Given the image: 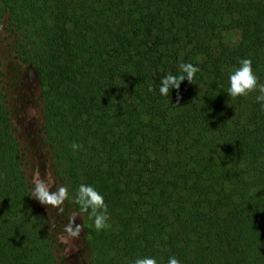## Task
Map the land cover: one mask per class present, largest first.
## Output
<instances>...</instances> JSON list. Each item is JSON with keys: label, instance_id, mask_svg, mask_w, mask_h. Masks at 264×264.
Returning <instances> with one entry per match:
<instances>
[{"label": "trees", "instance_id": "obj_1", "mask_svg": "<svg viewBox=\"0 0 264 264\" xmlns=\"http://www.w3.org/2000/svg\"><path fill=\"white\" fill-rule=\"evenodd\" d=\"M241 59L264 84V0H0V264H68L81 184L109 217L85 264H264V110L225 93ZM183 63L194 84L160 96ZM41 163L63 212L30 196Z\"/></svg>", "mask_w": 264, "mask_h": 264}, {"label": "clouds", "instance_id": "obj_2", "mask_svg": "<svg viewBox=\"0 0 264 264\" xmlns=\"http://www.w3.org/2000/svg\"><path fill=\"white\" fill-rule=\"evenodd\" d=\"M238 67L229 71L228 88L226 94L229 97L237 98L247 96L250 92L256 91V102L264 110V84L259 82L258 76L253 71L252 61L250 59H241L238 61ZM199 68L191 63H183L179 66V74L168 73L164 75L159 83V95L167 97L172 90L179 92L181 83L187 81L193 83ZM194 84V83H193ZM152 89H150L151 91ZM73 151H79L82 145L73 143ZM42 205H50L63 212L62 205L69 199V190L65 186L58 187L51 191L49 186L40 179L33 180V189L30 195ZM75 203L79 206L81 213H87L93 219L94 227L100 231L106 227L108 217V206L104 197L91 185L81 184L75 193ZM82 228L80 224H75V216L66 225L65 231L72 237H78ZM132 264H157L153 257H137ZM168 264H179L175 257H169Z\"/></svg>", "mask_w": 264, "mask_h": 264}, {"label": "rangeland", "instance_id": "obj_3", "mask_svg": "<svg viewBox=\"0 0 264 264\" xmlns=\"http://www.w3.org/2000/svg\"><path fill=\"white\" fill-rule=\"evenodd\" d=\"M228 41L231 43H234L235 41V36L233 34L229 35L227 37ZM225 52L223 51V54ZM35 111L32 109H28L26 112L25 116L22 118L23 121H21V125L23 129L30 130L32 127L33 123L35 122ZM36 139H33L31 141V145L35 146L36 145ZM34 159V157H33ZM37 160V158H35ZM37 165V163H35ZM39 166V164H38ZM35 169V168H34ZM34 179H40L43 180L49 188H51V181L52 179L50 178V173L47 169V167H44L42 163L40 164L39 167L35 169L34 172ZM50 206V205H48ZM52 207V206H50ZM54 208V207H52ZM75 216V224H80L81 225V232L78 237H72L69 235L66 231H63L62 236H61V241L62 244L64 245V254H65V259L68 264H85V255H84V237L82 236L83 229L85 227H93V219L88 216ZM73 216V217H74ZM72 217V218H73ZM71 220V219H70ZM70 222V221H69Z\"/></svg>", "mask_w": 264, "mask_h": 264}]
</instances>
